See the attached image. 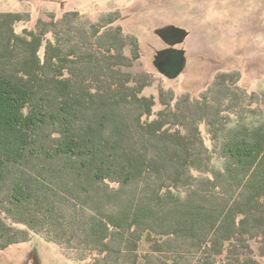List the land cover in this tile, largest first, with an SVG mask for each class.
I'll use <instances>...</instances> for the list:
<instances>
[{"label":"trees","instance_id":"trees-1","mask_svg":"<svg viewBox=\"0 0 264 264\" xmlns=\"http://www.w3.org/2000/svg\"><path fill=\"white\" fill-rule=\"evenodd\" d=\"M118 14L0 13V251L34 232L91 264H262L260 96L220 73L154 113Z\"/></svg>","mask_w":264,"mask_h":264},{"label":"rangeland","instance_id":"rangeland-1","mask_svg":"<svg viewBox=\"0 0 264 264\" xmlns=\"http://www.w3.org/2000/svg\"><path fill=\"white\" fill-rule=\"evenodd\" d=\"M79 12L88 23L99 22L118 13L119 25L126 36L136 38L140 58L131 68L132 74H148L152 84L142 92L155 99L154 113L163 108L160 93L173 95L172 103L185 94L198 96L220 73H239V87L260 96L256 116L249 121L264 123V0H0V13H25L28 21L19 22L16 31L34 29L38 20L60 18L67 12ZM176 25L189 31L180 48L186 50L188 63L176 79L161 74L155 55L166 43L155 31ZM43 52V50H42ZM126 53L130 54L127 46ZM205 144L212 142L206 126H201ZM215 163L221 166L217 160ZM258 260L259 243L252 242ZM144 245L142 251H146ZM0 264H91L78 261L65 250L32 232L30 239L0 251Z\"/></svg>","mask_w":264,"mask_h":264},{"label":"water","instance_id":"water-1","mask_svg":"<svg viewBox=\"0 0 264 264\" xmlns=\"http://www.w3.org/2000/svg\"><path fill=\"white\" fill-rule=\"evenodd\" d=\"M155 33L167 47L157 51L154 64L165 77L176 79L183 73L188 63L186 50L178 46L185 42L189 31L176 25H167L158 28Z\"/></svg>","mask_w":264,"mask_h":264}]
</instances>
